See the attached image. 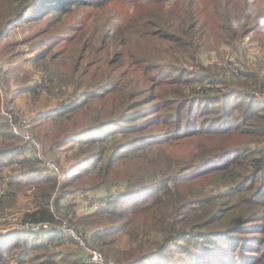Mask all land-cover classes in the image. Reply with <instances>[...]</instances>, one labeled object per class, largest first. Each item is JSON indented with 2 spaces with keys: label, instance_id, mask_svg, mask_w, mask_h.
Here are the masks:
<instances>
[{
  "label": "trees",
  "instance_id": "16d2710c",
  "mask_svg": "<svg viewBox=\"0 0 264 264\" xmlns=\"http://www.w3.org/2000/svg\"><path fill=\"white\" fill-rule=\"evenodd\" d=\"M106 2L11 0L12 16L0 30V40L18 22L26 26L30 25L27 22L48 16L60 20L77 7ZM243 4L244 9L231 17V28L224 30L223 38L233 45L262 33L259 40L264 46V8L258 14V0H243ZM145 21L149 28L155 29L135 31L140 40L161 38L175 43L178 52L188 51L195 61L198 43L194 40L198 35L193 23L189 25L190 34L180 35L160 27L154 19ZM65 32L60 29L59 35ZM50 39L48 42L52 44L57 35H50ZM123 47L130 57L129 47ZM62 51L63 48L53 49L49 45L43 52L35 43L32 55H40L35 60L39 62L47 55L59 57ZM138 59L145 68L139 63L133 66L126 63L121 74L130 77L127 85L130 89L126 83L117 84L115 87H120L122 94L114 97L112 82L90 85V75L78 69L77 58L74 64L77 73L73 74L81 76L83 90L73 92L72 88L59 85L57 89L63 97L56 108L45 106L38 113L39 123L52 115L60 119L57 129L40 135L50 141L49 149L59 154L68 150L71 161L67 169L64 167L65 189L54 207L50 197L57 183L56 175L16 135L10 121H0L3 144L0 171L21 166L24 170L12 174L10 185L37 184L38 201L24 212L23 221L52 225L60 223L59 218L67 219L77 225L76 232L88 246L101 251L108 260L113 258L116 264H264V52L256 55L254 68L241 67L234 60L238 73L232 70L231 79L222 72L218 75L214 70L204 69L209 78L189 77L183 70L166 80L170 84L168 95H174V100H184L183 108L188 107L189 111L194 107L201 109L199 119L190 118V112L183 118L182 106L176 111L171 107L162 114L163 118L159 113L149 117L161 106L155 100L158 93L152 80L158 58L152 57V62L143 56ZM175 63L176 60L169 59L166 66ZM166 66L158 65V71L163 72ZM123 81L125 78L120 80ZM205 82L221 83L224 90L221 93L205 90ZM199 86L203 87L198 89ZM16 92L38 94L28 80ZM150 103L154 104L146 107ZM78 111L84 114L86 122L73 121ZM100 111H108L110 116L98 120ZM198 130L212 139L234 134L243 138V145L206 146L183 157L169 151L181 137L193 136ZM159 158L166 164L160 166V171H152ZM128 162H134L136 170L121 178L125 189L113 194L111 187L116 181L112 172L123 168L127 171ZM90 193L98 197L100 204L82 215L80 200ZM67 234L52 227L40 232L21 229L0 234V264H90L77 239ZM66 239L71 244L63 246ZM121 239L128 243L124 240L121 245Z\"/></svg>",
  "mask_w": 264,
  "mask_h": 264
},
{
  "label": "rangeland",
  "instance_id": "374dc122",
  "mask_svg": "<svg viewBox=\"0 0 264 264\" xmlns=\"http://www.w3.org/2000/svg\"><path fill=\"white\" fill-rule=\"evenodd\" d=\"M10 1L0 0V30L3 28L6 19L12 16L9 10ZM258 3V14H262L261 9L264 8V0H258ZM243 9V0H107L106 3L100 6L77 7L69 14L62 16L60 20H53V17L48 16L40 21L27 22L30 25L26 26H24V22H18L8 35L5 34L6 36L1 38L0 121L8 122L19 119L16 122V126L23 135H29L30 132L21 123L32 121V133L39 145L33 152H36L35 154L44 159H49L57 168L58 166L61 168L63 179L55 174L57 183L50 197L52 207H54V202L65 189V178L67 175L65 168H68L71 161L68 150L63 154L56 152L53 158L45 156L43 149L45 145L50 146V141H45L44 135L41 136L40 133L44 131L47 134L48 131L57 129L60 119L52 115L51 119L39 123L37 117L43 107L54 108L62 99L63 93L57 89L59 85H63L64 89L72 88L73 92L75 89H78L77 91L83 90L84 87L79 82L81 76L73 74L77 73L74 71V64L77 62L75 60L79 59L77 63L78 69L90 75V85H105L112 82L113 84L110 86L111 95L118 97L122 94V89L115 87L117 84L124 85L126 83L125 86L130 89L127 86L128 81H131L130 77H126L125 73L121 74V72L126 70V63L131 66L139 63L138 66L145 68V65L139 62V56H143L151 62L153 61L152 57L158 58L154 65L152 80L158 93V97L155 100L160 101L161 106L159 109H155V111L157 110L156 114H150L149 117H154L159 113L160 117L163 118L162 114L168 112L171 107H174L176 111L178 107L182 106L183 108L185 104L184 100H174L175 96H169L167 92L170 84L166 80L177 75L178 72L186 70V76L209 78L206 76L208 72L204 69H211L212 72L214 70L213 73L220 75L222 72V74L231 79L234 60L241 67L254 68L256 55L264 52L263 43L259 40V37L263 36L262 33H256L254 39L248 37V41H242V39L236 41L233 45L227 43L223 38L224 30L231 28L229 23L231 17L237 16L239 11ZM145 19H154L159 23L160 27L175 31L180 35L182 33L185 35L190 34L189 25L193 23L197 27L198 35L194 40L198 43L195 61H193L188 51L181 50L178 52V46L175 43L161 38L140 40L134 34L135 31L148 32L155 29L149 28ZM235 26L236 23L234 24ZM60 29H64L66 32L59 35ZM50 35H57V39L52 44L48 42L51 40ZM40 39L43 42L39 43L38 40ZM105 40L107 41L105 42ZM224 42L227 45H224ZM35 43H37V49L43 52L45 47L49 45L53 49L63 48V51L59 54V57L47 55L44 59L36 62L35 60L38 61L40 55H32ZM102 43L103 47L100 48ZM57 45L61 47H55ZM125 45L129 47L130 57L127 56L126 47H123ZM169 59L174 62L176 60V63L173 66H166ZM158 65L166 66V69L160 72L158 71ZM26 70L28 71L27 73ZM45 71H47V74H45ZM25 74H28L27 78H25ZM43 76L50 79L43 81ZM123 78H125V81L120 82ZM112 79L114 81H108ZM26 80L37 88V95L29 96L26 93L16 92L19 87L26 83ZM39 82L43 84L39 85ZM209 86L211 87L208 90ZM201 87L199 86L198 89ZM237 87H240V85L238 84ZM204 89L221 93L224 90V86L221 83L218 85L207 83ZM178 90L181 91L180 88ZM154 103H150L146 107ZM200 110L194 107L193 110L189 111L188 107H185L183 108L182 117H187L190 112V118L199 119ZM78 112L79 115L74 116L73 121L86 122L84 114L80 111ZM109 116L108 111H100L98 120L106 119ZM175 143L176 145L172 146L169 151L183 157L188 152L196 153L199 148L206 146H218L221 148L241 147L243 138H236L232 134L228 138L212 139L207 137L201 130H198L193 136H183ZM239 144L242 145L237 146ZM2 145L0 139V147ZM128 163L127 171L123 168L112 172L114 181H116L111 187L113 194L125 189L121 178L128 177L131 172L136 170L134 162ZM165 164L166 162L162 159L159 160V163L156 161V164L152 166V171H160V166ZM23 170L21 166L14 165L8 168L4 167L0 171V176H2L0 180V191L2 193L0 196V234L8 233L11 230H27L28 228L25 229L26 227H30L29 229L32 231H42V227H32L28 224L23 226L25 222L22 218L24 212L30 210L35 201H38L37 184L22 183L10 185L12 176L20 174ZM212 178L213 175L208 179ZM90 202H92V206L97 203L98 205L100 204L98 197L91 193L86 195L84 199L81 198L82 215L90 212ZM67 222L69 228L74 232L73 235L76 236H73L72 233L67 235L77 239L82 251L90 247L102 253L91 247V245L88 246L82 240L88 246L84 247L81 243V235L76 232L77 225L72 224L68 220ZM52 228L62 229L61 231L63 229L65 231L70 230L68 227L65 228L61 221ZM124 240L125 244L128 243L126 239H121V245H124ZM69 244H71L70 240L66 239L63 246ZM103 256L105 257L104 254ZM112 259L108 260L107 258L106 260L115 263ZM40 260L45 261L46 258H41ZM13 261L11 260V262Z\"/></svg>",
  "mask_w": 264,
  "mask_h": 264
},
{
  "label": "built area",
  "instance_id": "2783aa9c",
  "mask_svg": "<svg viewBox=\"0 0 264 264\" xmlns=\"http://www.w3.org/2000/svg\"><path fill=\"white\" fill-rule=\"evenodd\" d=\"M233 72L234 73H238V71L235 69V68H233ZM210 87L211 86H209V88H207L208 90L210 89ZM11 119V118H10ZM19 119H17V120H15V121H11V125H12V127H13V130H14V132L16 133V135H18L19 137H21V138H23L27 143H28V145H29V147H30V149L32 150V151H34V150H36V148L37 147H39V145H38V141L35 139V137H34V135H33V133H32V121H26V123H21L24 127H26L28 130H29V132H30V134L29 135H23V133H21V130L16 126V122L18 121ZM12 122H15V123H12ZM40 143V142H39ZM43 161L46 163V166H47V168L53 173V174H56V175H58L59 176V178H61V179H63V173H62V170H61V168L58 166V168L55 166V164L53 163V162H51V161H49V159H43ZM1 191H0V196H1ZM99 205H98V203L97 204H95L94 206H92V202H90V209H92V208H94V209H96L97 207H98ZM59 218V217H58ZM59 220L61 221V223L63 222V224H64V226H65V228H69V226H68V222H67V220H63V219H61V218H59ZM26 224H28V225H30V226H32V227H35V226H37L38 228H40V227H42V229H49L50 227H54V225L55 224H52V225H50L49 223H42V224H31V223H27V222H25L24 224H23V226L24 225H26ZM67 226V227H66ZM26 228H30V227H26ZM70 229V228H69ZM60 230H62V229H60ZM63 231H65L64 229H63ZM65 232H67V233H72V235L74 234V232L70 229V230H66ZM73 236H76V235H73ZM80 237V236H79ZM77 238V237H76ZM81 239V238H80ZM81 243H82V245L85 247H88L83 241H82V239H81ZM86 251V252H85ZM84 252H85V254H86V259H87V262L88 263H90V264H116V263H114V262H112V261H107L106 260V258L103 256V254L102 253H100V252H98V251H95V250H93L92 248H85V250H84Z\"/></svg>",
  "mask_w": 264,
  "mask_h": 264
},
{
  "label": "crops",
  "instance_id": "0c3cea01",
  "mask_svg": "<svg viewBox=\"0 0 264 264\" xmlns=\"http://www.w3.org/2000/svg\"><path fill=\"white\" fill-rule=\"evenodd\" d=\"M45 145V144H44ZM43 151L45 152L44 154H45V156H47V157H51L52 156V158H53V155H55L56 154V150H51V149H49V146L48 145H45V147H44V149H43ZM34 153H36V152H34ZM51 156H50V155ZM37 155V154H36ZM38 156V158H40L42 161H43V157H41V156H39V155H37ZM44 162V161H43Z\"/></svg>",
  "mask_w": 264,
  "mask_h": 264
}]
</instances>
